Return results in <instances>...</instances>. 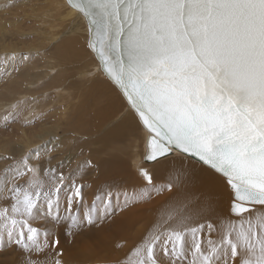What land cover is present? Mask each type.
<instances>
[{
  "label": "snow or ice",
  "instance_id": "snow-or-ice-1",
  "mask_svg": "<svg viewBox=\"0 0 264 264\" xmlns=\"http://www.w3.org/2000/svg\"><path fill=\"white\" fill-rule=\"evenodd\" d=\"M58 7L64 86L43 91L58 67L39 83L28 77L39 49L0 55V132L15 135L0 148V264H93L100 234L135 231L140 213L151 218L137 238L116 237L96 264H264V0ZM81 53L95 67L77 77ZM77 79L102 91L34 142L48 101ZM129 138L144 145L140 162L113 167ZM70 245L84 258L69 262Z\"/></svg>",
  "mask_w": 264,
  "mask_h": 264
},
{
  "label": "rangeland",
  "instance_id": "rangeland-1",
  "mask_svg": "<svg viewBox=\"0 0 264 264\" xmlns=\"http://www.w3.org/2000/svg\"><path fill=\"white\" fill-rule=\"evenodd\" d=\"M9 3H11V0H0V55L6 50L12 49L23 51H36L39 49L42 55L28 70V77L33 82L39 83L40 80L47 79V73L50 68L58 67L61 68V71L43 91L52 92L56 87L64 86L67 83L66 77H68L69 73L67 66L60 64V49L53 47L55 43V35L53 33L62 31V25L66 23L64 17L60 15V8L58 7L62 0H16L15 7H6ZM49 12L53 13V16L46 18ZM22 35H34L35 39L22 40L20 39ZM76 35L82 37L83 34L77 31ZM82 43L83 40L81 38L80 44ZM77 46L79 47V45ZM73 67L75 75L79 77L82 73L93 70L95 64L89 57L81 53L80 58L75 61ZM21 82L22 78L9 83L10 94L20 90ZM101 91V83L98 80L81 81L77 79L72 81L66 87V95L48 101L49 114L44 124L33 130L34 142H39L42 135L46 136L47 133L60 131L61 127L68 123L69 119L83 115L82 109L92 104L95 96ZM2 94L3 85H0V107L3 106ZM62 108H67V113L62 111ZM66 116L67 119L65 118ZM5 136L9 138L10 143L15 140V135L12 132L7 134L0 132V148L3 147V138ZM126 143L125 153L115 161L124 163L131 171L135 163L140 162V155L144 151V145L135 138H129ZM159 179L163 180L160 177ZM165 199L160 198L154 201L150 208L155 211L164 205ZM141 214H145V217L139 214L133 218L142 222L135 231H124L119 227H113L106 229L104 233L100 234L101 243L99 247L88 254V258L93 261V264L106 258L105 253L110 250L112 241L116 237H128L130 240L137 238L139 232L151 218V213ZM82 258H84L83 249L73 248L70 245L66 259L69 262H73Z\"/></svg>",
  "mask_w": 264,
  "mask_h": 264
},
{
  "label": "bare ground",
  "instance_id": "bare-ground-1",
  "mask_svg": "<svg viewBox=\"0 0 264 264\" xmlns=\"http://www.w3.org/2000/svg\"><path fill=\"white\" fill-rule=\"evenodd\" d=\"M85 73V72H84ZM112 166L113 167H116V168H119V169H124V170H127V171H130L128 166H126L124 163L122 162H118V161H113L111 162ZM161 179H164L163 176H160ZM140 215L144 216L145 217V214H141ZM136 238V237H135Z\"/></svg>",
  "mask_w": 264,
  "mask_h": 264
}]
</instances>
